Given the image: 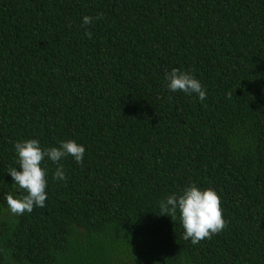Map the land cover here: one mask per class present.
<instances>
[{"label": "trees", "instance_id": "obj_1", "mask_svg": "<svg viewBox=\"0 0 264 264\" xmlns=\"http://www.w3.org/2000/svg\"><path fill=\"white\" fill-rule=\"evenodd\" d=\"M172 68L207 98L170 93ZM28 139L86 152L13 216ZM190 183L226 222L197 244L159 208ZM0 264H264V0H0Z\"/></svg>", "mask_w": 264, "mask_h": 264}, {"label": "clouds", "instance_id": "obj_2", "mask_svg": "<svg viewBox=\"0 0 264 264\" xmlns=\"http://www.w3.org/2000/svg\"><path fill=\"white\" fill-rule=\"evenodd\" d=\"M99 16H85L82 25H91ZM90 35V34H89ZM167 90L170 93L183 92L195 96L201 102L207 98V89L190 71L172 68L166 71ZM13 148L17 157V168H12L8 174L13 180V192L25 193L20 197L13 192L6 194L7 211L13 216L31 213L34 208L45 207L47 194L48 169L47 161L56 165L52 179L57 182H67V174L62 161L71 156L76 164L82 165L86 148L74 140L58 142V146H42L37 139L16 141ZM161 215L174 220L179 213V221L183 228V238L197 244L205 238H211L226 226L223 219L219 194L212 188L201 189L195 183L186 185L181 192L172 193L159 202Z\"/></svg>", "mask_w": 264, "mask_h": 264}]
</instances>
